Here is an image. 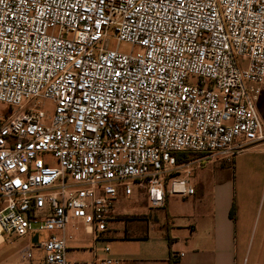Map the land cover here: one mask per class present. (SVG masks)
Instances as JSON below:
<instances>
[{
	"label": "built area",
	"instance_id": "1",
	"mask_svg": "<svg viewBox=\"0 0 264 264\" xmlns=\"http://www.w3.org/2000/svg\"><path fill=\"white\" fill-rule=\"evenodd\" d=\"M262 86L264 0H0L1 243L28 238L23 264H123L102 239L118 197L160 209L194 193L175 155L230 164L264 142Z\"/></svg>",
	"mask_w": 264,
	"mask_h": 264
},
{
	"label": "crops",
	"instance_id": "2",
	"mask_svg": "<svg viewBox=\"0 0 264 264\" xmlns=\"http://www.w3.org/2000/svg\"><path fill=\"white\" fill-rule=\"evenodd\" d=\"M178 155H185L180 160L200 157L191 162L194 170L186 178L193 195L165 193L164 206L148 217L115 205L109 221L123 223L124 231L107 225L102 239L106 245L114 242L111 255L123 264H264V142L249 146L230 164ZM145 199L134 203L148 207ZM19 253L16 264H23L22 249ZM67 255L83 261L73 251ZM3 262L9 264L8 258Z\"/></svg>",
	"mask_w": 264,
	"mask_h": 264
},
{
	"label": "rangeland",
	"instance_id": "3",
	"mask_svg": "<svg viewBox=\"0 0 264 264\" xmlns=\"http://www.w3.org/2000/svg\"><path fill=\"white\" fill-rule=\"evenodd\" d=\"M113 33H110V36H112ZM109 48L110 49H114L117 48V50L121 53H129L131 52V47L128 44L125 43H119L116 45L114 40H110L109 41ZM33 104L35 105V107L37 109H39L41 112H43L46 116H52L53 114V104L51 101L46 100V99H42V98H38L36 100L33 101ZM255 108L257 113L260 116L262 125H263V129H264V86L261 87V93L259 95V99L255 104ZM12 113V110L9 107H6L2 104H0V117L1 116H6L8 114ZM200 157L197 156H190L187 158H184L181 160V162L188 164L191 162H196L197 160H199ZM200 162V161H198ZM197 163V162H196ZM198 164H202V162L198 163ZM264 195V192H263ZM143 197V195L138 194V192L136 191V189H133V194L130 197L127 198H123V199H118L116 201V206H118L120 209L123 210H132V212L134 213H138V214H144L145 216H154L155 212L154 209L150 206L148 207H141V206H137L135 205V200H137V198H141ZM145 197V196H144ZM175 197V196H174ZM146 198V197H145ZM146 200V199H145ZM158 215V214H157ZM108 229H110V231H114L117 230L119 233H122L124 231V224L123 223H119L115 220L109 221L108 223ZM114 229V230H113ZM115 234V233H114ZM66 235L68 238V247L70 249L73 248H82L84 249V251H73L75 253L74 257H76V259H80L83 261H87L90 258V253L88 252V249L92 247V242H91V237L89 235H86L84 232V229L82 227V225H79L78 223H75L73 221H69L66 227ZM113 237H115V235H113ZM46 239V234H42L40 236V241H44ZM114 242H109L108 246L109 248H112V244ZM29 244L28 238H18L15 235H4L3 236V243H1L0 245V264L4 263L3 261L5 260V258H8V263L9 264H16L17 260L20 259V253L19 251L21 249H23L24 247H26ZM81 252V253H79ZM32 255L34 257V259L38 260L40 258H42V252L39 249L36 248H32ZM19 261V260H18ZM36 262H34L35 264Z\"/></svg>",
	"mask_w": 264,
	"mask_h": 264
},
{
	"label": "trees",
	"instance_id": "4",
	"mask_svg": "<svg viewBox=\"0 0 264 264\" xmlns=\"http://www.w3.org/2000/svg\"><path fill=\"white\" fill-rule=\"evenodd\" d=\"M180 156H185V155H175V158H176V161H177V163H180Z\"/></svg>",
	"mask_w": 264,
	"mask_h": 264
}]
</instances>
